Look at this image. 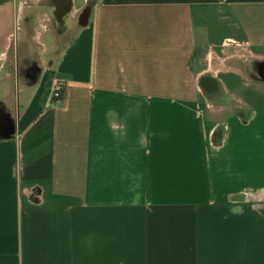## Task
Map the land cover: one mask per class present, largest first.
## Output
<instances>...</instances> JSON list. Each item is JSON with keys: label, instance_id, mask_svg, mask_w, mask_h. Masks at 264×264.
Listing matches in <instances>:
<instances>
[{"label": "crops", "instance_id": "obj_1", "mask_svg": "<svg viewBox=\"0 0 264 264\" xmlns=\"http://www.w3.org/2000/svg\"><path fill=\"white\" fill-rule=\"evenodd\" d=\"M263 72L264 0H0V264H264Z\"/></svg>", "mask_w": 264, "mask_h": 264}, {"label": "rangeland", "instance_id": "obj_2", "mask_svg": "<svg viewBox=\"0 0 264 264\" xmlns=\"http://www.w3.org/2000/svg\"><path fill=\"white\" fill-rule=\"evenodd\" d=\"M33 55V54H32ZM247 90H254L252 89L253 86L252 84L250 86L247 85ZM258 89L256 90L257 92L255 93H251V92H243V93H236V94H232V96H227L225 97L226 94L224 93H217L216 95L213 96H209L208 94H204V97L208 100V101H219V100H225V101H229V100H233L234 102L242 99L248 107H261L264 108V87H257ZM227 114V113H226ZM225 114V115H226ZM224 114H221L220 116H223ZM224 115V116H225ZM202 145H205L206 142H202ZM170 190V189H169ZM211 190V191H210ZM180 191V190H179ZM215 190L212 189H184L183 190V194L184 196H190L191 193L194 195H196V193L200 192V195L202 196H208V195H214L212 194V192H214Z\"/></svg>", "mask_w": 264, "mask_h": 264}, {"label": "built area", "instance_id": "obj_3", "mask_svg": "<svg viewBox=\"0 0 264 264\" xmlns=\"http://www.w3.org/2000/svg\"><path fill=\"white\" fill-rule=\"evenodd\" d=\"M64 88V83L59 80H53L52 86H51V97L52 99H59L62 95V91Z\"/></svg>", "mask_w": 264, "mask_h": 264}, {"label": "water", "instance_id": "obj_4", "mask_svg": "<svg viewBox=\"0 0 264 264\" xmlns=\"http://www.w3.org/2000/svg\"><path fill=\"white\" fill-rule=\"evenodd\" d=\"M86 18H87V14H86V12L83 13L82 15H80V17H79V24H80V25H83V24L85 23ZM82 21H83V22H82Z\"/></svg>", "mask_w": 264, "mask_h": 264}, {"label": "flooded vegetation", "instance_id": "obj_5", "mask_svg": "<svg viewBox=\"0 0 264 264\" xmlns=\"http://www.w3.org/2000/svg\"><path fill=\"white\" fill-rule=\"evenodd\" d=\"M264 73V72H263ZM217 93L216 92H211V93H209L208 95H210V96H213V95H216Z\"/></svg>", "mask_w": 264, "mask_h": 264}]
</instances>
